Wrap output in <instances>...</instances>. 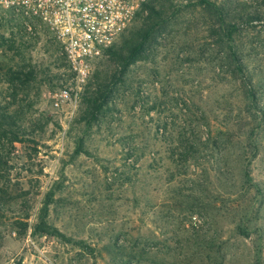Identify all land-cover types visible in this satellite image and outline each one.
I'll return each mask as SVG.
<instances>
[{
  "label": "rangeland",
  "instance_id": "obj_1",
  "mask_svg": "<svg viewBox=\"0 0 264 264\" xmlns=\"http://www.w3.org/2000/svg\"><path fill=\"white\" fill-rule=\"evenodd\" d=\"M146 3L59 108L57 44L0 10V264H264V0Z\"/></svg>",
  "mask_w": 264,
  "mask_h": 264
},
{
  "label": "built area",
  "instance_id": "obj_2",
  "mask_svg": "<svg viewBox=\"0 0 264 264\" xmlns=\"http://www.w3.org/2000/svg\"><path fill=\"white\" fill-rule=\"evenodd\" d=\"M147 0H0V10L20 16L26 38L43 27L57 44L72 80L54 96L59 108L77 100L92 62L112 48ZM38 24V25H36Z\"/></svg>",
  "mask_w": 264,
  "mask_h": 264
},
{
  "label": "trees",
  "instance_id": "obj_3",
  "mask_svg": "<svg viewBox=\"0 0 264 264\" xmlns=\"http://www.w3.org/2000/svg\"><path fill=\"white\" fill-rule=\"evenodd\" d=\"M146 7H149V4L145 3L143 5L141 11L138 13V15H140L143 12V9L146 8ZM238 30H239V26L238 25H231L228 28L227 32L225 33L226 34V41H227V43L233 45V43H234V35L238 32ZM142 47H143L142 44L135 45L132 48V50H130V52H129V54L127 56L119 57L118 58L119 65H120V71H119V73L121 75H123L126 72V70L129 67V65H131L133 63L134 59L136 58V56L140 54V52L142 51ZM112 49L113 48H110L108 50V52H111ZM231 49H232V47H231ZM232 57H233V60L232 61L237 64V69H239V71H241L240 70L241 69V61L237 57V54H236L235 51H233Z\"/></svg>",
  "mask_w": 264,
  "mask_h": 264
}]
</instances>
